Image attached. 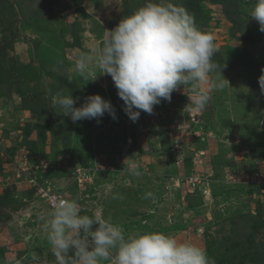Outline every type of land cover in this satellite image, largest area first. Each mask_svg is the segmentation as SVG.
Here are the masks:
<instances>
[{
    "label": "rangeland",
    "instance_id": "374dc122",
    "mask_svg": "<svg viewBox=\"0 0 264 264\" xmlns=\"http://www.w3.org/2000/svg\"><path fill=\"white\" fill-rule=\"evenodd\" d=\"M173 2L214 38L212 59L223 66L210 81H228L200 112L186 105L193 85H181L133 122L112 78L94 65L82 76L75 59L144 0H0V264H55L41 220L50 193L78 202L82 215L102 207L126 237L161 232L198 242L215 264H264L256 0ZM59 93L77 107L99 94L117 119L73 123L53 108ZM128 160L140 176L125 170Z\"/></svg>",
    "mask_w": 264,
    "mask_h": 264
},
{
    "label": "clouds",
    "instance_id": "9594fccd",
    "mask_svg": "<svg viewBox=\"0 0 264 264\" xmlns=\"http://www.w3.org/2000/svg\"><path fill=\"white\" fill-rule=\"evenodd\" d=\"M250 18L264 32V0H256ZM217 51L213 36L200 30L183 6L173 0H144L104 33L102 45L92 54L79 55L75 68L86 76L94 65L98 73L109 75L123 101L124 112L136 122L141 111L151 115L155 105L170 101L173 91L181 85H193L195 94L186 104L190 111L205 109L211 92L223 89L226 79L222 75L224 79L210 81L215 70L222 74L223 65L212 59ZM96 75L88 80H94ZM258 83L264 95V68ZM76 99L72 94L59 93L53 108L73 123L92 119L99 123L105 113L117 119L111 102L99 94L85 96L78 107ZM139 167L132 160L124 165L133 176L141 175ZM41 220L55 264H215L204 248L172 235L154 231L126 237L121 226L104 217L102 207L93 209L91 215H82L75 200L55 202Z\"/></svg>",
    "mask_w": 264,
    "mask_h": 264
},
{
    "label": "built area",
    "instance_id": "2783aa9c",
    "mask_svg": "<svg viewBox=\"0 0 264 264\" xmlns=\"http://www.w3.org/2000/svg\"><path fill=\"white\" fill-rule=\"evenodd\" d=\"M65 199L62 195L60 194H54V193H50L49 195H47V201L50 203V205L52 206L55 202L59 201V200H63Z\"/></svg>",
    "mask_w": 264,
    "mask_h": 264
},
{
    "label": "crops",
    "instance_id": "0c3cea01",
    "mask_svg": "<svg viewBox=\"0 0 264 264\" xmlns=\"http://www.w3.org/2000/svg\"><path fill=\"white\" fill-rule=\"evenodd\" d=\"M198 242H196V244H197ZM198 246L200 245V244H197Z\"/></svg>",
    "mask_w": 264,
    "mask_h": 264
}]
</instances>
